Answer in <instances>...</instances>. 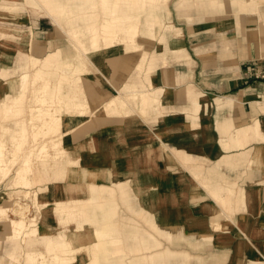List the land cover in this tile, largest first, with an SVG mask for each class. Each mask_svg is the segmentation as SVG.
I'll list each match as a JSON object with an SVG mask.
<instances>
[{"label": "crops", "instance_id": "1", "mask_svg": "<svg viewBox=\"0 0 264 264\" xmlns=\"http://www.w3.org/2000/svg\"><path fill=\"white\" fill-rule=\"evenodd\" d=\"M261 1L176 0L178 12L196 7L200 13L223 17L210 28L201 29L202 23L179 25L182 32L177 30L181 34L176 39L180 46L174 40L170 45L174 50L179 48L172 56L183 58L160 65L148 78L149 88L161 90L158 114L152 110L145 117L138 112L119 116L106 112L107 101L126 83L128 91L145 93L143 112L144 104L150 99L156 102L158 93L155 90L150 97L145 89H138V80L131 79L128 68H118L119 54H109L101 56L102 70L90 68L83 75L89 114L85 118L80 115V120L72 117L75 120L65 127L69 129L66 148L74 157L79 156L80 167L94 165L99 169L95 176L80 173L72 178L70 173L67 178L107 186L128 183L130 193L140 195L138 205L151 213L148 222L158 234L172 243L192 244L206 238L214 264H264V78L256 76L264 68ZM163 3L147 6L139 30L155 35L154 26L159 22L156 10ZM226 6L235 12L221 13ZM3 44L13 56L14 67L20 43ZM153 66L154 61L149 63L146 57L142 69ZM1 80L0 95L12 93V86L2 88L9 80ZM0 226V232L7 233L5 223ZM91 231L100 237L97 264H134L140 260L126 263L123 249H119L121 254L116 251L111 255L113 250L110 252L109 240L103 235L112 230L99 232L92 225ZM76 233L77 229L71 230L67 242L73 248L83 246L80 257L83 253L91 257L85 244L94 241L93 236ZM111 238V242L120 241ZM139 242L127 249L138 255L147 253L142 262L150 258L151 264H161L162 259L175 255L171 250L149 254L162 244L154 234ZM47 251L55 254L50 245ZM21 252H10L6 246L5 264L10 262L9 256L14 258L11 264H16ZM169 260L163 264H173Z\"/></svg>", "mask_w": 264, "mask_h": 264}, {"label": "rangeland", "instance_id": "2", "mask_svg": "<svg viewBox=\"0 0 264 264\" xmlns=\"http://www.w3.org/2000/svg\"><path fill=\"white\" fill-rule=\"evenodd\" d=\"M92 1L94 2L92 8L83 5L81 10L78 9V20L75 22V27L79 30L77 34L78 37L75 40L83 42L86 46H89L91 41L90 38H86L83 35L93 32L95 25L93 20L94 14H100L104 10V5L100 0ZM72 2L79 5L77 1L72 0ZM175 2L176 0H168L161 5L160 9L156 10L159 16V22L154 26L156 31L154 36L146 34L141 29L139 30L137 39L142 45V49L139 51H135L128 55L124 54L123 50L125 45L121 43L111 49L107 45L106 40L99 35L97 37L98 61L97 65H93L88 61L83 62L80 49L75 44V41H71L67 36L66 32L70 30V26L67 23L64 24V31L60 30L43 8L35 10V8L24 2L18 3V5H21L20 11L16 9L15 11H9L8 7L16 4V0H0V77L2 79L1 81L5 79L9 80L7 84L3 85L2 88H4V90L7 89V85L12 86V88H10L12 93H6V98L10 100L16 99V88L13 86L16 82L22 81L23 75L28 73V78L23 81V83L26 82L27 85L25 89L26 97L24 110L19 114L20 116H11L8 117L7 120H4V123L11 127V130L8 131L6 135L10 136L11 133L13 134L15 132V135H18L20 139L21 135L16 132L18 129L16 121L24 120L23 124H25L26 126H24L27 128L25 138L26 147H24L25 152L22 154L21 151L17 161L11 164V170L6 176H0V206L9 207L8 210L4 211L3 215H0V219H25L26 221V225L21 228L22 235L19 236L22 241H19L21 239H17L15 243L18 251H22L18 253L19 257L18 260H16V264H29V253L34 254V257L32 256L31 258L35 261L37 260V264H41L44 260H46L44 264H89V262L92 261V256L94 257L97 255L95 253L97 251L96 243L100 239L97 234L95 235L94 231H91L92 225L93 228H96L99 232L112 230L109 235H103L104 240H109L107 246L110 248V252L111 249L113 250V253H111L112 256H114L115 252L119 251V249L124 250L122 254H124V256L127 255L124 258L126 263L130 261L134 262L133 260L139 257L140 260L137 261L138 264H151L150 258L142 262L143 255L147 256V253L138 255L128 252L127 246L139 245V241L143 237L148 239L151 237V234H154L162 241V244L159 248L151 249L149 254L159 251L164 252L166 250H171L175 253L170 260L165 259V261H163L162 259L160 261L161 264L166 262V260H169V262L173 264H180L182 261L187 264H214L211 260L212 253L209 251L210 247L206 238L203 239L204 242L198 241L192 244L184 241L182 243H172L165 235L158 234L148 222V217L151 213L138 205V201L142 202L140 195L139 197L133 196L129 191L128 183L125 182V184L123 182L125 184L124 188L121 187L123 186L122 184L119 185L118 183L114 184V186L97 184V189L93 191L90 186L96 184L95 182L83 183L67 178V176L70 177V173H73L71 174L72 178H78L80 173L84 176L87 175L80 167L79 161L76 165H73L74 163L71 161L73 155H71L66 148L68 145L66 135L69 133V129L65 127L67 126V122H73L75 120L72 117L84 115L83 118H85L86 115L89 114V112H87L89 104L82 86L83 75L89 72L91 70L90 68L96 67L102 70L103 64L101 56L119 54L120 58L117 62L119 67H117L121 70H124L123 68H128L132 75L131 79L137 78L138 80L135 82L136 87L138 89H145L148 96L152 97L155 95L154 91L158 90L157 88H149V86H152L148 78L151 77L153 71L160 65L174 64L175 62H180L183 58H174L172 53L179 48L174 50L170 45V42L174 40L180 46L179 40L176 39L182 32L179 25L182 22H187L189 24L202 23L200 24L201 29L210 28L209 26L215 24L213 21L223 17L217 16V13H200V10L196 7L191 8L187 13H181L175 9ZM262 4H264V0L261 1V6ZM90 11L93 13L91 16L86 14ZM229 11L235 12L226 6L225 10L221 13H227ZM188 14L191 16L188 17ZM144 17L143 15L142 19H144ZM141 27L144 29L143 26ZM177 30L181 32L177 33ZM210 31H213V28ZM22 39L27 40L28 43L22 45ZM4 42L20 43L21 51L17 55L14 67L11 66L13 56L7 51L8 47L6 44H3ZM58 47L61 51V58L59 56L61 61L76 62L75 65L82 67V71L81 68L75 71L61 64L53 65L52 69L50 67H44L42 64L44 60L43 56ZM143 51H146L149 63L154 61V66L139 71L136 65ZM166 53L168 59L165 58ZM31 55H34V57L38 56V58L40 57L39 59L41 61L36 62ZM129 56L134 57L129 58ZM68 77H71V79ZM78 78H80V80H77ZM51 84H55L56 88H53L52 97L49 98L47 106L50 108L53 115H55V112L61 115L59 122H54L53 124L51 115L34 117L28 108L39 101L47 87H51ZM125 85L121 89L127 90ZM58 90L59 94H55L54 92ZM71 91L72 95H74V99L76 101H81V105L70 109L68 107L70 99L68 93H71ZM2 97L3 95L1 94L0 99ZM112 99V102L115 104L110 102ZM109 103L110 105H108ZM144 107L145 111L142 117L148 115L151 110L153 112L157 111L158 114V101L153 102L150 99L146 105L144 104ZM105 108L109 115H128L133 112L126 104L124 105V103L121 102L118 95H114L110 98ZM46 119L51 123L50 130H48L49 125H44ZM78 120H80V117ZM51 131H53V133H51ZM37 133L40 135L36 137L35 135ZM50 134L53 135L54 142L56 141L57 144L53 143L48 147L49 153L47 159L48 162L52 163V167L50 177L45 178L39 170L41 162L37 155L28 158L26 154L28 150L30 151L32 149V147H27L29 144H32L36 140L44 139ZM62 148L63 150L60 153L59 150ZM10 149L11 147H8V153ZM70 164L73 165L71 167L72 171H66V166ZM33 165L36 168V172L32 174V176L41 178H39L37 183L28 187L22 183L20 173L16 170L17 168L29 170ZM75 166L76 170L74 171L72 168H75ZM75 174L77 176H74ZM85 184L88 186L85 187ZM80 185L84 186L85 190L80 191L75 189ZM60 188H65V190L62 192V198L58 199ZM74 198H79V200L75 201ZM79 216L81 217V223L76 222ZM93 216L95 220L91 221ZM63 220H65L64 224L62 223ZM86 221L87 225L85 224ZM2 223L4 222L2 221ZM134 225L136 226L134 227ZM13 227H15V225ZM0 229H2L1 226ZM73 229H77L76 236L79 234L87 235L88 237H91V235L93 236L91 240L94 241H88L85 244L88 252L91 253L88 255H91V257L87 256V254L86 257L84 253L80 257V254L83 252V246L80 248H73V245L67 242L69 235L67 238H63L62 236L52 238L49 235L53 230H62V232L66 230V232L68 231L69 233ZM7 234L6 232L0 234V262H4L3 264L8 260L5 259L7 256L4 255L5 247L8 246L9 249L13 246L12 244L10 245L6 237ZM49 236L51 237L50 240L48 239ZM56 236H58L57 233ZM111 237H114L116 240L119 238L120 241L111 242ZM49 245L50 250H55V254L53 251H47ZM63 248H66V250ZM58 253H62L63 256H66L68 259L62 260L56 258L55 256L59 255ZM135 263L136 262H134V264Z\"/></svg>", "mask_w": 264, "mask_h": 264}, {"label": "bare ground", "instance_id": "3", "mask_svg": "<svg viewBox=\"0 0 264 264\" xmlns=\"http://www.w3.org/2000/svg\"><path fill=\"white\" fill-rule=\"evenodd\" d=\"M79 2V5H76V3H73L72 0H16V4L10 5L8 7L9 11H17L21 10V5H18V3H28L30 6L35 8L37 10L38 8H43L48 16L52 18V20L55 22L58 29L64 31V24L67 23L70 26V30L67 31V36L72 40L75 41V44L81 51L82 60L88 61L92 63L93 65H97L98 57H97V48H98V39L97 37L100 35L103 39L106 40L107 45L113 49L116 47L117 44H124V52H135L141 50L142 46L138 43L137 40V34L139 30V23L141 15L146 11L147 6L149 4H159L162 2H167L168 0H100L101 3L104 5V10L100 13L95 15L94 14V30L91 34H84L83 36L86 38H90L91 44L89 46L84 45L83 42H78L75 39L78 37L79 30L75 27V22L78 20L77 12L78 9L81 10L82 6L85 5L87 7L92 8V4L94 2L92 0H74ZM87 15L91 16L93 13L92 11L87 12ZM12 15V12H11ZM78 23V22H77ZM25 42L22 43V45ZM174 44V43H173ZM73 46V44H72ZM1 47V46H0ZM123 54V53H122ZM125 54V53H124ZM61 51L60 48H56L55 50H52L44 57L43 60V66L44 67H50L52 69L53 65H66L68 68L73 69L75 71H78L82 67H79L75 65L76 62H63L61 61ZM140 59L136 65L137 68L142 69L147 57L146 51H143V53L140 54ZM32 56V55H31ZM60 56V58H59ZM32 58L35 59L36 62L41 61L38 57L32 56ZM30 62V61H29ZM133 63V62H132ZM134 65V64H133ZM86 72V71H85ZM87 73V72H86ZM28 76V73L24 74L22 77V81H18L16 84V99L10 100L6 98V95H4L0 99V176L9 173L11 170V164H14L17 161V158L20 156L21 151L22 154L25 152V138H26V129L25 124H23L24 120H17L16 123L18 124V129L16 132L21 135V139L18 135H15V132L10 134V136H7L6 133L11 130V127L4 123V120L11 116H17L22 113L25 107V97H26V82L23 83L24 80ZM71 79V77H68ZM68 80V79H67ZM77 80H80L78 78ZM69 82V81H68ZM53 88H56L55 84H51V87L48 86L47 89L44 91L45 93L41 96L39 101L31 106H29V110L32 112V115L34 117L38 116H45V115H51L52 117V124L54 122H59L61 119V115L57 114L56 112L53 115L50 108L47 106V102L49 101V98L52 96V90ZM14 90V89H13ZM118 98L121 100L124 105L131 109L134 113L138 112V115H143V108L142 105L145 100V93L143 91H128L123 89H118ZM58 91H55V94H59ZM161 93V90H158L156 101L159 100V94ZM70 96L68 107L71 109L72 107L80 106L81 101H76L74 99V95L71 93H68ZM113 99L110 101L111 103ZM115 104V103H114ZM110 105V103L108 104ZM115 106V105H114ZM108 107V106H107ZM112 107V106H111ZM119 108V107H118ZM111 111V110H110ZM109 111V112H110ZM113 111V110H112ZM115 111V109H114ZM113 114V113H110ZM20 116V115H19ZM15 119V118H13ZM23 119V118H22ZM25 125V126H24ZM45 126H48V130L51 129V123L48 119L44 122ZM48 132V131H46ZM45 132V133H46ZM44 133V134H45ZM53 133V131H51ZM40 135L37 133L35 136ZM57 144V142H54L53 135H48L46 138L41 140H36L32 144H29L27 147H32V149L27 151L26 156L30 158L31 156L37 155L41 162L40 172L42 173V176L45 178L50 177L51 175V167L52 163L48 162V147L51 144ZM84 146V145H80ZM8 147H11L8 153ZM38 148V150H37ZM23 149V150H22ZM63 150L60 149V153ZM58 152V151H57ZM58 156V155H57ZM55 156L56 158H58ZM60 161V160H59ZM71 161L74 163L73 165H76V163L79 161V156H76L71 158ZM72 164L66 166V171L71 170ZM74 171L75 168H72ZM83 171L87 174H91L92 176H95L99 172V169H97L94 165H89L86 167H82ZM18 173H20V177L22 179V183L26 186H32L41 177H35L32 176L36 172V168L31 166L29 170H22L17 168ZM30 173V174H29ZM119 185H124L123 182H118ZM49 185V184H48ZM82 185V184H81ZM79 186L78 189L80 191L85 190V187L88 186L85 184L84 186ZM98 185L93 184L90 186V188L95 191L97 189ZM46 188V187H44ZM49 188V187H48ZM47 188V189H48ZM65 188H60L59 191V197L58 199L62 198V192H64ZM75 201L79 200V198H74ZM9 207H1L0 206V215L4 213V211L8 210ZM23 212V211H22ZM7 213V212H6ZM5 215V214H4ZM81 216V215H80ZM79 216V219H76L77 223H81V217ZM6 218V217H4ZM23 218V217H22ZM0 221L4 222L6 225V230L8 235H6L8 241L10 240V245L13 246L9 248L10 252H17L18 249L15 246L16 240L21 239L19 237L22 235L21 228L26 225L25 219H0ZM62 223H65V220L62 221ZM15 225V227H13ZM217 227V226H216ZM67 230V229H66ZM62 232V230H59L58 236H56V233L54 232L50 233L49 235L53 238H57L62 236L63 238H67L68 231ZM17 249V250H16ZM64 249V248H63ZM65 250V249H64ZM59 255H56V258H60L62 260L68 259L66 256H63L62 253H58ZM33 253H30V260L28 261L29 264H37V260H33L31 257L33 256ZM34 257V256H33ZM42 257V256H41ZM13 257L9 256V260L13 261ZM46 259V258H44ZM12 262H7V264H11ZM46 263V260L42 261L41 264ZM60 264V263H59ZM65 264V263H62ZM89 264H97L96 257L92 259V261L89 262Z\"/></svg>", "mask_w": 264, "mask_h": 264}, {"label": "built area", "instance_id": "4", "mask_svg": "<svg viewBox=\"0 0 264 264\" xmlns=\"http://www.w3.org/2000/svg\"><path fill=\"white\" fill-rule=\"evenodd\" d=\"M256 76H257V77L264 78V68H263V70L260 71Z\"/></svg>", "mask_w": 264, "mask_h": 264}]
</instances>
